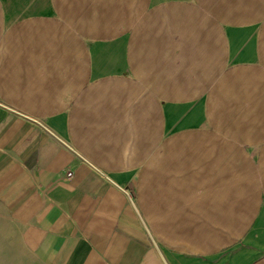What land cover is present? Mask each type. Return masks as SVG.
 <instances>
[{"label": "crops", "instance_id": "1", "mask_svg": "<svg viewBox=\"0 0 264 264\" xmlns=\"http://www.w3.org/2000/svg\"><path fill=\"white\" fill-rule=\"evenodd\" d=\"M0 264H264V0H0Z\"/></svg>", "mask_w": 264, "mask_h": 264}, {"label": "built area", "instance_id": "2", "mask_svg": "<svg viewBox=\"0 0 264 264\" xmlns=\"http://www.w3.org/2000/svg\"><path fill=\"white\" fill-rule=\"evenodd\" d=\"M68 176H70V173L69 174H67Z\"/></svg>", "mask_w": 264, "mask_h": 264}]
</instances>
